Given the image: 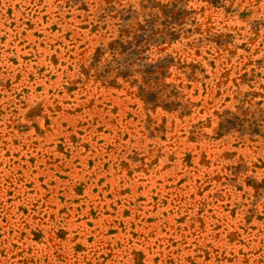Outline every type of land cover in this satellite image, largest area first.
<instances>
[{"label":"rangeland","instance_id":"rangeland-1","mask_svg":"<svg viewBox=\"0 0 264 264\" xmlns=\"http://www.w3.org/2000/svg\"><path fill=\"white\" fill-rule=\"evenodd\" d=\"M0 264H264V0H0Z\"/></svg>","mask_w":264,"mask_h":264}]
</instances>
